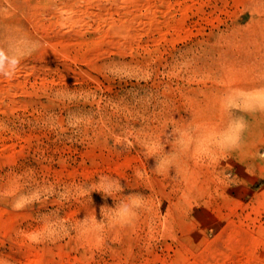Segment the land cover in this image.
Segmentation results:
<instances>
[{"label": "rangeland", "instance_id": "obj_1", "mask_svg": "<svg viewBox=\"0 0 264 264\" xmlns=\"http://www.w3.org/2000/svg\"><path fill=\"white\" fill-rule=\"evenodd\" d=\"M0 47L35 48L0 75L2 264H264V112L229 104L264 89V0H0ZM239 118L238 151L205 148ZM114 180L129 226L95 222Z\"/></svg>", "mask_w": 264, "mask_h": 264}, {"label": "clouds", "instance_id": "obj_2", "mask_svg": "<svg viewBox=\"0 0 264 264\" xmlns=\"http://www.w3.org/2000/svg\"><path fill=\"white\" fill-rule=\"evenodd\" d=\"M35 48L30 49L28 52L22 50L10 49L5 51L3 47H0V75L5 77H11L14 75L16 68L18 67L20 60L26 54H30ZM230 107L239 109L245 112H264V89L256 90L253 92H239L237 96L229 101ZM248 129V123L243 118L232 120L228 123L226 128L213 134L210 138H206L204 141L205 148L215 147L222 152L238 151L244 140V134ZM169 161L161 160L157 162L154 167L158 173L161 170L168 168ZM140 176V173H137ZM103 179V178H101ZM113 190L118 194L124 193V188L118 180H114L112 184L107 187H92V191L99 192L104 198H112L114 204L112 206L103 205L100 208L101 218L98 220L95 217V222L100 223L105 219L104 210L107 208L111 211V216L108 218L119 226H129L138 216V209L143 207V195L141 193H129L124 200L117 201L113 197ZM91 191L84 189L80 191V195L91 196ZM51 194H55L54 188ZM15 195L14 190L0 191V197H7ZM40 199V192L34 191L33 193L20 196L12 203L14 210H21L27 207L29 204L35 203ZM92 220L88 217H84L82 223H91ZM63 227H54L49 223H44L39 229H35L31 232L23 233L24 238L32 244H40L45 241L54 242L56 239L61 238L63 234ZM2 264V262H0Z\"/></svg>", "mask_w": 264, "mask_h": 264}]
</instances>
